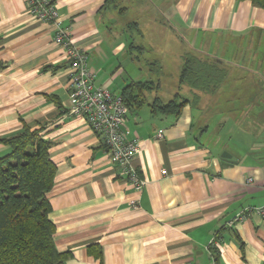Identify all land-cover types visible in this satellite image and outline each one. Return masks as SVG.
I'll use <instances>...</instances> for the list:
<instances>
[{
    "label": "crops",
    "instance_id": "crops-1",
    "mask_svg": "<svg viewBox=\"0 0 264 264\" xmlns=\"http://www.w3.org/2000/svg\"><path fill=\"white\" fill-rule=\"evenodd\" d=\"M51 1L95 85L120 95L146 78L120 21L102 14L107 0ZM172 1L169 18L192 33V45L223 60L228 77L178 117L148 107L127 112V138L140 147L132 164L146 183L133 208L135 192L102 139L67 113L69 62L53 41L55 26L35 20L26 0H0V139L27 126L42 128L51 143L49 219L66 264L264 262V218L228 224L264 208V102L256 101L264 98V9L240 0ZM8 151L0 143V157Z\"/></svg>",
    "mask_w": 264,
    "mask_h": 264
},
{
    "label": "trees",
    "instance_id": "trees-1",
    "mask_svg": "<svg viewBox=\"0 0 264 264\" xmlns=\"http://www.w3.org/2000/svg\"><path fill=\"white\" fill-rule=\"evenodd\" d=\"M144 1L149 5L145 13L149 16L148 25L156 28L150 30L143 25L142 30L139 21L117 28L124 37L130 59L145 70L148 77L124 86L120 96L127 112L148 107L152 114L178 117L185 106L196 107L202 97H213L226 81L228 67L216 56L189 45L184 48V42L179 41L171 48H179L180 69L176 73L168 71L161 57L163 36L155 38L153 35L165 34L156 16H161L166 28L175 32L176 29L163 10L155 6L154 0ZM240 1H249L264 9V0ZM121 5V0H107L101 8L102 14L106 13V18L117 23L128 10ZM41 130L25 126L20 133L0 139L9 149L0 157V264H66L69 257L68 252L56 249L53 240L48 193L53 186L56 166L49 153L51 143L42 136Z\"/></svg>",
    "mask_w": 264,
    "mask_h": 264
},
{
    "label": "built area",
    "instance_id": "built-area-1",
    "mask_svg": "<svg viewBox=\"0 0 264 264\" xmlns=\"http://www.w3.org/2000/svg\"><path fill=\"white\" fill-rule=\"evenodd\" d=\"M26 4L28 13L35 20L55 26L53 41L66 53L71 87L67 113L83 117L91 130L102 139L110 153V161L120 168L122 176L132 186L136 198L130 204L137 208L136 199L142 194L146 183L132 164L140 147L136 139L127 138L128 129L125 126L127 107L120 95L94 84L93 75L87 68L85 52L76 46L69 30L59 27V14L54 2L26 0ZM161 134L159 131L157 137H161ZM250 181L251 179L247 180ZM253 213L264 218V208H249L233 217L228 224L231 226Z\"/></svg>",
    "mask_w": 264,
    "mask_h": 264
},
{
    "label": "rangeland",
    "instance_id": "rangeland-1",
    "mask_svg": "<svg viewBox=\"0 0 264 264\" xmlns=\"http://www.w3.org/2000/svg\"><path fill=\"white\" fill-rule=\"evenodd\" d=\"M146 2L147 1H144V0H121V4H122L121 6L127 7L128 10H127V13L124 15V17L121 18V20L119 19L121 23L118 26L123 27L124 24H126V23H130L133 21H137V22L139 21L142 24V27H141L142 30L144 28L143 25H145V27L147 26L148 29H150V30L153 28H156L154 26L149 27L150 25H148L149 16L145 13L148 12L149 5H147ZM172 2H173L172 0H170V1L169 0H154L155 6L159 9L163 10L164 15L166 13L165 17L167 18V20L169 21V23L172 26L174 25L173 27L176 29V32L170 30L169 28H166L165 21H162L161 16H156L159 20H161L162 25H160V27L162 28V32L164 31L165 34L162 35V34H158L156 32L155 34L153 33V35L155 36V38L157 36H160V35L163 36L161 38L162 40L160 43V45H161L160 47H162V50H161L162 56L161 57L163 58L164 64L166 65V69L172 73H176L180 69L181 58H180V55L178 53L179 48L177 47V49H175V47L171 48V46H173L174 43H176L178 45L180 43L179 41H182V42H184V48H187L190 46L191 48H197L198 49L199 47L192 45L191 40H193L192 39L193 35L190 31L188 32L187 30L184 29V27H182L179 24H176L177 22H175L174 20H171L169 18L168 14H169L170 6L172 5ZM143 20H144V22H142ZM117 24H115V25H117ZM160 27L158 26L159 29H160ZM180 36L182 39L180 38ZM229 63L233 64L234 62H233V60H230ZM135 66H138V65H135ZM147 76H148V73L144 74V77L147 78ZM259 77H260V82L264 83V81L262 80L263 77H261V76H259ZM256 101L258 102V104H263L264 98L261 99V98L257 97Z\"/></svg>",
    "mask_w": 264,
    "mask_h": 264
},
{
    "label": "water",
    "instance_id": "water-1",
    "mask_svg": "<svg viewBox=\"0 0 264 264\" xmlns=\"http://www.w3.org/2000/svg\"><path fill=\"white\" fill-rule=\"evenodd\" d=\"M222 156L226 159H230V156L228 154L223 153Z\"/></svg>",
    "mask_w": 264,
    "mask_h": 264
}]
</instances>
